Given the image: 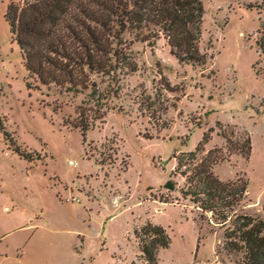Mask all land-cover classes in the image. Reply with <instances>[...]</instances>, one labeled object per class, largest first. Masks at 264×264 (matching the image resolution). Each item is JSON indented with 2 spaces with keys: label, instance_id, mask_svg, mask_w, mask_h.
I'll return each mask as SVG.
<instances>
[{
  "label": "rangeland",
  "instance_id": "1",
  "mask_svg": "<svg viewBox=\"0 0 264 264\" xmlns=\"http://www.w3.org/2000/svg\"><path fill=\"white\" fill-rule=\"evenodd\" d=\"M204 4L205 64L180 63L164 38L131 45L127 33L119 47L133 52L138 70L93 75L101 90L118 89L96 105L88 92L34 78L39 89L27 87L4 17L8 0H0V264H147L135 230L148 221L172 237L158 264H241L243 254L223 243L236 213L264 217V0ZM81 111L92 124L85 133L74 126ZM218 123L233 143L248 136L253 148L249 160L228 149L213 169L223 180L249 182L224 225L171 174L173 155L195 150L210 129L199 156L227 150ZM70 187L80 203L66 201Z\"/></svg>",
  "mask_w": 264,
  "mask_h": 264
},
{
  "label": "trees",
  "instance_id": "2",
  "mask_svg": "<svg viewBox=\"0 0 264 264\" xmlns=\"http://www.w3.org/2000/svg\"><path fill=\"white\" fill-rule=\"evenodd\" d=\"M205 9L204 0H8L4 17L28 71L29 89L40 87L30 82L34 78L43 86L69 93L88 92L96 98V105H106L118 89L101 90L92 76L114 77L138 70L133 52L119 47L127 33L132 37L128 41L131 45L136 41L154 44L164 38L180 63L205 64L208 56L200 48ZM107 34L114 39L109 41ZM258 44L264 54V37ZM218 124L227 150L215 147L199 156L211 138L210 129L195 150L173 155L177 166L171 174L185 179L181 188L185 197L224 225L245 199L249 182L243 177L223 180L213 169L225 160L228 149L234 148L249 160L253 148L248 136L233 143L225 127ZM74 126L85 133L92 124L81 111ZM232 225L224 232V249L242 253L241 264H264V217L236 213ZM135 236L140 257L147 264H158L160 251L170 247L172 238L165 227L150 221L136 229Z\"/></svg>",
  "mask_w": 264,
  "mask_h": 264
},
{
  "label": "built area",
  "instance_id": "3",
  "mask_svg": "<svg viewBox=\"0 0 264 264\" xmlns=\"http://www.w3.org/2000/svg\"><path fill=\"white\" fill-rule=\"evenodd\" d=\"M69 165H71L72 167H77L79 165V163L75 160H69ZM69 196L66 197V201H71V202H76V203H80V198L77 197L74 192H73V188H69Z\"/></svg>",
  "mask_w": 264,
  "mask_h": 264
},
{
  "label": "crops",
  "instance_id": "4",
  "mask_svg": "<svg viewBox=\"0 0 264 264\" xmlns=\"http://www.w3.org/2000/svg\"><path fill=\"white\" fill-rule=\"evenodd\" d=\"M70 188H72V187H70ZM68 191H70V190H68ZM73 192H74V189H73ZM75 194V193H74Z\"/></svg>",
  "mask_w": 264,
  "mask_h": 264
}]
</instances>
